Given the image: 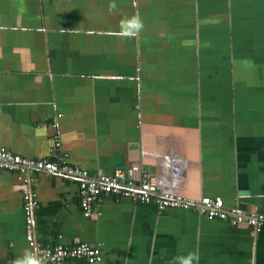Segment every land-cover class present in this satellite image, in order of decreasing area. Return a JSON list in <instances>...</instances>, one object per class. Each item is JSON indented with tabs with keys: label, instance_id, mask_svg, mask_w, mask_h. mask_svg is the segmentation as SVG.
<instances>
[{
	"label": "crops",
	"instance_id": "crops-1",
	"mask_svg": "<svg viewBox=\"0 0 264 264\" xmlns=\"http://www.w3.org/2000/svg\"><path fill=\"white\" fill-rule=\"evenodd\" d=\"M111 2L0 0V148L263 211L264 0ZM77 242L100 259L60 264H264V227L108 193L85 216L75 178L0 168V264Z\"/></svg>",
	"mask_w": 264,
	"mask_h": 264
},
{
	"label": "built area",
	"instance_id": "built-area-1",
	"mask_svg": "<svg viewBox=\"0 0 264 264\" xmlns=\"http://www.w3.org/2000/svg\"><path fill=\"white\" fill-rule=\"evenodd\" d=\"M0 168L19 172L33 169L46 174L66 175L75 178L78 181L80 206L85 216L92 213V202L100 194L108 193L127 196L138 202H153L159 210L192 208L209 218L223 219L233 225L245 224L253 232L264 227V210L254 211L239 206H226L220 198L209 196L189 198L168 191H160L149 175H146L139 184L130 186L125 184L124 172L119 168L110 174L91 173L85 168L70 165L63 160L60 162L32 159L11 153L4 148H0ZM25 208L27 209V207ZM27 222H31L30 216H27ZM27 230V240L30 245H34V237L29 226H27ZM34 250H38L39 253L47 252L50 257L49 264H60L69 258H84L88 262L100 259L99 249L86 242H77L72 245H46L34 248Z\"/></svg>",
	"mask_w": 264,
	"mask_h": 264
},
{
	"label": "clouds",
	"instance_id": "clouds-1",
	"mask_svg": "<svg viewBox=\"0 0 264 264\" xmlns=\"http://www.w3.org/2000/svg\"><path fill=\"white\" fill-rule=\"evenodd\" d=\"M135 7V0L133 3ZM117 4L111 2L109 11H115ZM144 28L140 15L133 14L125 16L119 21V30L114 34L121 38H135ZM49 254L47 252L39 253L38 250L25 249L23 254L14 259L13 264H49ZM172 264H199V254L189 251L186 254H178L173 257Z\"/></svg>",
	"mask_w": 264,
	"mask_h": 264
}]
</instances>
